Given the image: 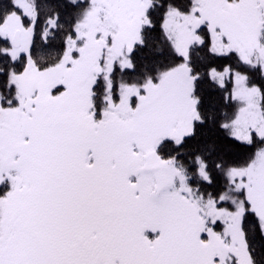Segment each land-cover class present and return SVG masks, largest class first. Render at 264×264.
Segmentation results:
<instances>
[{
	"label": "snow or ice",
	"instance_id": "1",
	"mask_svg": "<svg viewBox=\"0 0 264 264\" xmlns=\"http://www.w3.org/2000/svg\"><path fill=\"white\" fill-rule=\"evenodd\" d=\"M0 264H264V0H0Z\"/></svg>",
	"mask_w": 264,
	"mask_h": 264
}]
</instances>
